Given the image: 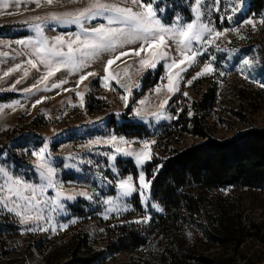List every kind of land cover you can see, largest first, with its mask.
I'll return each instance as SVG.
<instances>
[{"label":"rangeland","instance_id":"rangeland-1","mask_svg":"<svg viewBox=\"0 0 264 264\" xmlns=\"http://www.w3.org/2000/svg\"><path fill=\"white\" fill-rule=\"evenodd\" d=\"M246 1L242 11H234L241 0H201L199 6L196 0H142L145 5H153L154 19L164 28L195 22L197 28L203 23L221 33L210 44L204 43L209 37L207 31L202 32L200 42L192 40L188 49L200 54L179 69L165 67L183 58L173 32H167L162 33L166 45L160 49L167 52V58L157 57L155 67L140 64L141 59H153L148 53L136 56L129 52L108 67V79H104L106 62L121 51L138 48L141 41H136L116 52L102 51L95 56L77 52L76 60H84L88 66L73 71L71 64L61 65L55 75L41 81L49 70L41 57L50 54H36L40 46L37 41L41 40L36 23L42 24V35L49 44L57 36L63 37L65 44L94 37L75 24L51 20L42 23L34 17H62L94 0H54L51 5L46 0H0V168L12 179L37 186V199L44 201L29 209L27 215L31 218L25 223L16 211H7V207L15 208V196L7 207L0 205V264H176V253L182 264H264V193L232 188L205 192L201 215L190 219L184 213L176 226L165 220L164 209L153 199L152 180L146 174L149 164V171L154 173L159 167H155L157 162L200 143L202 139L194 135L196 132L228 141L249 128H264V12L248 11ZM100 2L141 11L131 0ZM106 17L104 14L85 20L83 25L117 27L108 25ZM247 19L255 26L243 23ZM60 50L68 51L66 46ZM244 59L251 66L242 65ZM205 64L214 71L193 80ZM87 72L95 75L77 85L80 75ZM169 75L175 83L172 91ZM62 80L67 83L51 87ZM196 106L205 110L196 113ZM181 117L195 119V124L187 123L185 127L178 123ZM122 125L143 127L148 136L139 139L121 134L117 128ZM97 140L101 143H90ZM145 141L150 143L151 159L138 166L136 153ZM45 143L48 148L41 159L31 155ZM120 150H131L132 154L125 156ZM109 156L115 159L109 160ZM38 163L55 169L51 177L55 187H46L47 180L41 179V173L47 176V171L38 168ZM141 171L150 182L143 189L139 184ZM129 177L132 179L126 187L138 191L124 197L119 184ZM0 185L14 187L3 175ZM41 188L45 191L40 192ZM80 193H86L87 198ZM6 195L9 193L0 191V198ZM68 195L76 198L64 199ZM52 199L58 204L51 203ZM106 200L112 203L105 204ZM108 208L113 211L108 212ZM18 211L24 213V208ZM214 218L221 219L222 227ZM136 232L142 242L133 250L128 247L115 255L107 252L116 237Z\"/></svg>","mask_w":264,"mask_h":264},{"label":"snow or ice","instance_id":"snow-or-ice-1","mask_svg":"<svg viewBox=\"0 0 264 264\" xmlns=\"http://www.w3.org/2000/svg\"><path fill=\"white\" fill-rule=\"evenodd\" d=\"M16 3H19L20 0H15ZM46 2L51 5L54 0H46ZM221 0H216V3H220ZM201 3V0H196V5L199 6ZM131 4L138 6L141 11H135L133 7L129 6H120L119 3H102L100 0H94L93 3H91L89 6L83 8L82 10L71 13V12H65L63 16H57L52 15L51 17L42 18L40 16L34 17L35 21H41L42 23L48 22V20H51L52 22L58 23V24H75L78 27L81 28V30L86 34L94 37L93 39H76V40H69L66 44L63 40V37L57 36L55 38V42L49 44L46 38L43 37L42 32V24L36 23L35 24V30L38 35L41 36V40L37 41V44L40 45L36 48V54L39 53H49L50 56L48 58L41 57V61L45 64V66L49 69L48 72L41 77V81H47L51 76L55 75V72L60 70L61 65H68L71 64L73 66V71H79L82 70L84 67L88 66L87 63L84 60H80L79 62L75 58V54L77 52L82 53V55H91L95 56L99 52L102 51H110V52H116L117 48H123L125 44H131L135 43L136 41H141L140 46L136 49H129L126 51H121L117 55H115L113 58H110L106 64L104 71L106 73L104 79H108L107 73H108V67L112 65L116 60H119L122 56L129 55V52L134 53L136 56H140L141 52L148 53L153 58L151 61L146 59H141L140 64L142 66L147 67H155L157 61V57L166 59L167 58V52L161 51L160 49L162 46L166 45V40L164 38V35L162 33L167 32H173V39L177 43L179 47L180 53H183V58L177 61H173L171 64H166L165 67L169 70L171 69H179L181 65H184L190 61H194L195 58L200 54L199 52L192 51L191 49H188V44L195 40L197 42H200L202 40V32L207 31L209 33V37L207 40L204 41V43L210 44L215 38H218L221 33L219 31H216L214 29L209 28L207 25L201 23L199 25V28L196 27L195 22L187 23L186 25L181 26L180 28H164L162 25H160V22L158 20L154 19L155 12L153 11V5L151 3H148L145 5L142 3V0H131ZM243 7V0H241L240 5H234L233 10H241ZM195 11V9H193ZM219 11V9H217ZM104 14H107V22L108 25H117V27H91L86 28L83 25V21L85 20H91L98 16H102ZM199 19V17H197ZM228 19H231V17H228ZM264 22V21H262ZM243 23L253 25V20L247 19ZM195 29V30H194ZM20 43H24V41H21ZM75 45V47H74ZM62 46H66L68 51L64 52L61 51L60 48ZM182 46V47H181ZM91 49L92 52L89 54L86 50ZM191 52V55H188L186 53V50ZM6 55V54H5ZM58 57L60 58L58 61H53L51 57ZM28 63L32 65L33 68L36 67V65L29 60ZM242 65H250V61L248 59H244L242 61ZM15 69H12L10 71H13ZM214 71L210 67L209 64H205L202 68L201 72L197 73L194 79H197L199 76L204 75L206 73H211ZM240 71H243V68L240 69ZM5 75H9V73H5ZM27 75V73H25ZM95 75L92 72H87L83 75H80L79 80L77 81V85H79L81 82H83L87 77ZM178 75V73L176 74ZM169 91H172L173 88H175V83L173 81L172 75H169ZM38 81L37 84H34L32 87L36 88L38 84L41 82ZM19 83V81H17ZM67 83V80H62L59 83H53L51 85L52 88H59L61 84ZM192 81H188V84L190 85ZM14 87V86H13ZM32 89H25L24 91L30 92ZM45 90H48L47 88ZM67 91V89H66ZM79 95V93L77 94ZM185 95H187L185 93ZM45 98H42L41 100H38L37 103L42 102V100ZM141 104L144 103V101H140ZM127 106V105H126ZM5 107H12V105H7ZM35 107V105H33ZM163 107V105H161ZM139 115V113H136ZM191 115V113H189ZM169 119H175L177 117H168ZM115 140V138H112ZM90 143H101V141H91ZM151 143H154L151 142ZM48 148V144L45 143L43 147L39 149L38 152L34 151L31 153V155L37 157V159H41L43 154L45 153V150ZM123 151V154L125 156L131 155V150H120ZM109 160H114V156H109ZM151 154H150V143L145 141L143 144V148L141 151L136 153V163L137 165H141L142 162L150 160ZM38 168H46L47 176L44 175V173H41V179L47 180L46 187L52 188L56 185L52 181L51 177L55 173V169L52 167H48L47 165H42L40 163L37 164ZM65 167H68V165H65ZM0 175H3L8 180H11L14 187H5V185H0V191H6L9 193V195L4 196L3 198H0V205H3L7 207V204L10 200H12V196L16 197V201H13L15 203V208L7 207L8 212L16 211V214L18 216H21V222L25 223L27 222V219H30L31 217L27 215L29 209L36 208L39 204L44 203L43 200L37 199V186L28 184L24 181H21L20 179H12V177L9 175V173L3 169L0 168ZM132 177H129L127 180H123L119 184V188L122 189L121 195L124 197L130 196L133 192L138 191L135 187L128 188L126 187L128 185V181L131 180ZM150 182H146L144 172L141 171L139 174V184L140 188L143 189L145 187H148ZM40 192L45 191L44 188H41L39 190ZM26 192L31 193V195H25ZM141 197L143 198V192H140ZM79 195H83L87 198L86 193H80ZM61 193L57 192V197H60ZM76 197L73 195H68L64 197V199H67L69 201L74 200ZM18 201H23L24 204L21 205L18 203ZM51 203L58 204V201L56 199H52ZM105 204H111L112 201L106 200L104 201ZM21 207L24 208V213H21L18 211ZM153 207H156L159 211L160 209L158 206L153 205ZM61 210H63V206L60 205ZM125 210H127V207H125ZM108 212L113 211L112 208L107 209ZM39 219V215L36 217ZM107 218V216H105ZM62 228L67 227V225H62ZM44 230V229H41Z\"/></svg>","mask_w":264,"mask_h":264},{"label":"trees","instance_id":"trees-1","mask_svg":"<svg viewBox=\"0 0 264 264\" xmlns=\"http://www.w3.org/2000/svg\"><path fill=\"white\" fill-rule=\"evenodd\" d=\"M246 3L248 11L264 12V0H247ZM194 110L198 113L205 108L196 106ZM178 123L186 127L187 123L195 124V119L188 121L181 117ZM117 130L139 139L148 136L140 126L122 125ZM194 135L202 141L157 162L155 167H159L154 173V170L149 171L150 164L146 169L152 180L153 199L163 207L165 220L174 222L176 226L184 213L189 214L190 219L201 215L208 191L232 188L264 193V128H249L228 141H217L197 132ZM214 219L222 227L221 219ZM139 235L138 232L131 233L129 237L120 235L113 241V248L106 250L113 255L124 252L128 247L133 250V246L142 242ZM177 254H174L176 264H182Z\"/></svg>","mask_w":264,"mask_h":264}]
</instances>
